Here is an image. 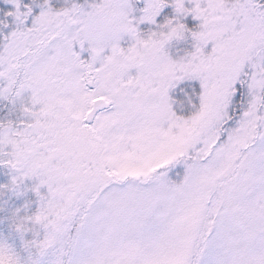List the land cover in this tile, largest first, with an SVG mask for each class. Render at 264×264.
Returning <instances> with one entry per match:
<instances>
[{
  "label": "snow or ice",
  "instance_id": "snow-or-ice-1",
  "mask_svg": "<svg viewBox=\"0 0 264 264\" xmlns=\"http://www.w3.org/2000/svg\"><path fill=\"white\" fill-rule=\"evenodd\" d=\"M0 3V264H264V0Z\"/></svg>",
  "mask_w": 264,
  "mask_h": 264
},
{
  "label": "rangeland",
  "instance_id": "rangeland-1",
  "mask_svg": "<svg viewBox=\"0 0 264 264\" xmlns=\"http://www.w3.org/2000/svg\"><path fill=\"white\" fill-rule=\"evenodd\" d=\"M0 7H6V6H4V5H2V3H0Z\"/></svg>",
  "mask_w": 264,
  "mask_h": 264
}]
</instances>
